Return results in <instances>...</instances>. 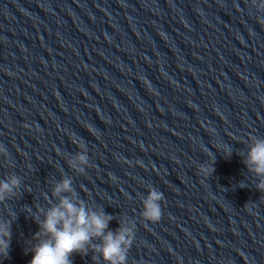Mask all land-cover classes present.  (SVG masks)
Returning <instances> with one entry per match:
<instances>
[{
	"label": "clouds",
	"instance_id": "obj_1",
	"mask_svg": "<svg viewBox=\"0 0 264 264\" xmlns=\"http://www.w3.org/2000/svg\"><path fill=\"white\" fill-rule=\"evenodd\" d=\"M250 4L259 14H264V0H250ZM259 23L264 24V18L257 16ZM251 141L244 165L249 172L258 178L255 187L264 192V137L250 135ZM80 151L68 160L69 166L80 174L90 166L88 149L81 140L74 139ZM224 156L230 157L232 150L228 146L221 149ZM0 155L7 160L8 152L3 144H0ZM203 163L198 166V174L209 177L215 171L213 164ZM21 186V179L11 175L6 180L0 181V203L7 198L16 195V190ZM239 187H245L241 182ZM73 192L72 180L65 177L56 183L53 196L59 198V203L50 207L44 213L43 221H38L41 231L35 234L40 240L32 248L30 264H73L70 257L73 254L87 255L89 247L93 253H100L106 264H126L127 254L135 239V221L121 222L115 231L108 230L112 216L102 209L91 211L86 208L83 201L73 202L69 196L62 193ZM164 195L159 190L148 187V193L142 199L143 211L141 217L145 222L156 223L162 218L161 201ZM11 215V213H10ZM43 236L44 239H40ZM93 238H100L102 243L91 244ZM11 240V220L0 221V256H7Z\"/></svg>",
	"mask_w": 264,
	"mask_h": 264
}]
</instances>
